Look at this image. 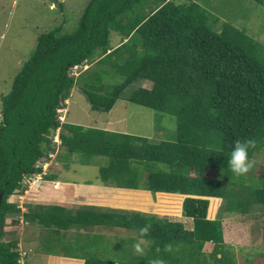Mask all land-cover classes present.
Here are the masks:
<instances>
[{
	"label": "trees",
	"instance_id": "trees-1",
	"mask_svg": "<svg viewBox=\"0 0 264 264\" xmlns=\"http://www.w3.org/2000/svg\"><path fill=\"white\" fill-rule=\"evenodd\" d=\"M216 26L217 18L192 0H90L75 31L63 34L57 27L39 36L10 91L0 97V264H19L21 214L24 223L47 229L40 239L44 252L54 244L62 247L64 232L133 230L141 239L138 229L150 224L143 237L149 250L122 263L163 258L167 264H237L229 257L233 252L225 243L222 217L232 212L245 217L251 205L264 206V45L229 22L220 31ZM112 31L120 35L115 49ZM88 63L94 64L84 74H73ZM111 74L123 81L110 84ZM137 81L149 87L135 89L127 100L176 116V141L60 121L59 110L77 86L93 111L108 113ZM58 129L60 143L54 141ZM246 139L254 141L252 167L234 175L228 156L237 140ZM258 153L262 162L255 158ZM52 154L66 161L77 154L84 165L107 158L98 172L104 186L187 196L182 215L192 219V229L136 210L30 205L22 213L9 198L28 190L25 181L41 174L42 162ZM209 198L222 200L220 218L208 217ZM99 235L86 236L77 246L80 255L72 256L84 264L118 263L117 257L95 256L104 254ZM112 239L119 248L121 239L115 234ZM207 243L213 244L210 253L204 252ZM166 244L172 249L165 250Z\"/></svg>",
	"mask_w": 264,
	"mask_h": 264
},
{
	"label": "rangeland",
	"instance_id": "rangeland-1",
	"mask_svg": "<svg viewBox=\"0 0 264 264\" xmlns=\"http://www.w3.org/2000/svg\"><path fill=\"white\" fill-rule=\"evenodd\" d=\"M58 1L59 3L54 5L49 0H0V97L6 95L10 91L14 78L20 72L23 64L33 55L39 36L57 27H62L63 34H69L75 31L80 17L90 0ZM180 1L184 2L187 0ZM192 1L202 5L211 15L217 18L216 29L218 31L221 30V25L223 23L229 22L239 29L246 30L251 37L264 45V5L257 4L252 0ZM225 1L226 5L221 6L220 3L224 4ZM120 43L119 33L112 31L110 35V44L112 48L115 49L119 47ZM87 65L88 66L84 65L74 69L73 74L76 77L84 74L88 68H91V63ZM109 80L110 84H118L123 81L118 74H111ZM139 87H149V83L137 81L127 87L120 100L117 102L114 113L109 115L107 113L93 111L85 94L82 93L77 86L73 89L70 101L67 100L65 107L59 110L60 120H62V122L92 128L96 127V124L100 125L104 121H107L108 116H112L111 119H114L117 117L122 118L126 114L127 120L115 127L127 129L131 133L139 132L142 136L155 139L156 141H176V116L169 114L160 115L150 109L130 103L127 100L131 93ZM125 106L127 107V112L124 109ZM142 112L143 114L140 115ZM150 117L154 118L152 126H150ZM108 128H110V126H108ZM59 132L60 130L58 129L54 134V140L57 142L59 138H57L58 134L56 133ZM56 156V154H53V156L49 158L48 163L51 162V164L54 165L60 163L56 160ZM76 156L78 157L77 154H74V157H71L75 159L71 164H65V168L56 172L57 176L78 181L93 182L97 177L99 167L105 166L108 163L107 158L97 157L96 159H92L90 165H84L79 162ZM71 158L69 157V159ZM255 158L258 160L257 162H262L263 154L258 153ZM43 171H45V166ZM251 174L253 176H259L255 170H251ZM214 176H217V172L215 171ZM33 179L35 181H33ZM28 180H30V183ZM28 180L25 181V183L28 184V190L31 189L30 187L32 184H38L39 188V185L41 184V186H44L46 181L39 175ZM40 190H42V188ZM37 191L38 189H33L29 194L26 192L23 195L16 194L10 197L8 201L17 204L23 213L27 210L28 206H32V204L36 206L34 204L39 205L38 203L42 202L40 199V192L36 194ZM140 193L141 192H137L135 197L140 196L141 198L139 201L143 205L136 204L135 207L141 209L144 214H156L161 218H167L174 222H182L186 229H192V219L182 215L183 202L187 196L184 197L177 194L162 196L163 194L153 192H147V194ZM131 194L133 193H128V195H117L116 198L114 197L112 199L113 203H111V205L117 206L119 210H123L121 208L125 206L131 207V204L128 205L127 202L133 200V195ZM153 199L154 201H158L157 205L146 203V201L150 203L151 201L154 202ZM48 203H55V201ZM221 205L222 200L210 199L208 217L212 219L217 218L219 215L217 210L220 209ZM84 206H86V204ZM242 215L241 212H232V214H223L222 217V226L223 229H225V236H227L226 238L228 240H231V238L234 240L236 235H241L243 238L247 239L242 246L237 245L229 257H233L237 264H264V206L251 205L250 212L247 214L248 216L244 215L245 217H243ZM18 217L23 227L16 235L20 242L19 264H47V258H49L51 254L56 253L78 256L80 255V249L77 247L78 243L85 242L88 238L84 233L77 230H72L73 233L64 232L65 238L63 240V246L61 247L60 244H54L51 252H44L40 249V239L44 236L41 235L42 230L37 226H32L33 224L24 223L22 214ZM13 218V216L8 217L6 222L9 224ZM234 220L240 222L236 225ZM249 221H252L251 224ZM30 226L33 227V230L35 229L38 231H34L32 235L33 243L29 241L32 237L30 233L32 228H30ZM113 234L121 239L119 248H114L108 241L107 244L104 245L107 251L106 254H98L95 255L96 257L102 258L106 256L108 259L117 257L119 262L134 261L139 255L145 254L146 250L150 248V241L144 238L140 239L133 230H124L117 234L112 232V235ZM5 239L8 240V238ZM47 241L52 243L53 240ZM232 244L234 243L229 242L228 249L232 250L231 248L234 246ZM137 245L140 246L141 250H137ZM206 248L207 247H205V251H208ZM209 249L211 250V247ZM220 256L219 254L218 257Z\"/></svg>",
	"mask_w": 264,
	"mask_h": 264
},
{
	"label": "crops",
	"instance_id": "crops-1",
	"mask_svg": "<svg viewBox=\"0 0 264 264\" xmlns=\"http://www.w3.org/2000/svg\"><path fill=\"white\" fill-rule=\"evenodd\" d=\"M93 64L94 63H91L90 66H93ZM72 93H73V91H72ZM69 101H70V99H69ZM116 107L117 106L115 105V107L110 112H108L107 114L112 115L114 113V109ZM124 109L127 112L126 106ZM142 114H143V112L140 115H142ZM111 117L112 116H108V120L104 121L100 125L96 124L95 128L104 129V130L111 131V132H120V133H125V134H133V135L142 136V134H140L139 132H132L131 133L127 129H120L119 127H115L119 124H122L121 122H125L127 120L126 114L122 118L117 117V118L111 119ZM153 123H154V118L150 117V126H152ZM97 125H99V126H97ZM102 125H103V127H102ZM108 126H110V128H108ZM57 157H58V155L55 158L60 163L54 165V164H51V162L48 163V161H49V159H48L47 164L45 166V171H42V173L39 174V176H42V178H44L46 180L44 186H41V184L39 185V188L40 189L42 188V190H40L38 188V184L34 183L31 185V187H30L31 189L26 191V193L29 194L31 192V190L38 189L36 194H39V192H40V195H41L40 199L42 200V202L38 203L39 205H42V206H61V207H68V208H72L73 206L80 205L83 207H97V209H99V208L118 209L117 206L111 205V203H113L112 199L114 197L116 198L117 195H119V194L128 195V193H133V194H131V195H133V197H132L133 200L127 201L128 205L131 204V207L125 206L124 208L122 207L121 209L141 211V209H138L137 207H135L136 204L143 205L139 201L141 197L140 196L135 197V195L137 192H141L140 194H147V192H150V191L123 189V188L104 186V185L99 183L98 173H97V177H96L95 181H93V182L92 181H78L75 179L59 177V176H57L56 172L60 171V169H62V168H65V164H71L72 161L60 160V159H64L63 157H59L60 159L58 158L59 159L58 160ZM99 169H100V167H99ZM99 169H98V172H99ZM37 176L38 175L34 176V178ZM46 176H51L52 180H48L46 178ZM28 181L30 183V180H28ZM33 181H35V180L33 179ZM169 195H171V194H169ZM210 199H215V198H209V200ZM216 200H219V199H216ZM51 201H55V203L49 204L48 202H51ZM85 204H86V206H84ZM34 205H37V204H34ZM87 205H92V206H87ZM32 206H33V204H32ZM114 207H116V208H114ZM217 212H218V210H217ZM210 219H212V218H210ZM234 222L237 225L238 222H240V221L234 220ZM251 222L252 221H249L250 224H251ZM30 225H32V224H30ZM32 226L35 227V225H32ZM32 226H30V228H32V231L30 232L31 236L34 234V231L38 232L35 229L33 230ZM41 230H42V233L39 230L41 235H44L43 232H47V229L43 228ZM223 230H224L225 243L228 246H229V242L234 243V244H232V245H234V246H232L233 248H231L232 251L235 247H237V245L242 246L247 240V239L243 238V236H241V235H236L234 240H233V238H231V240H228L226 238L227 236H225V229H223ZM71 233H73V232H71ZM82 233H84L85 236H92V235H99V234H100L99 236L103 235L104 236V242H103V244H101V248H103L104 255L107 252L106 247L104 245L107 244L108 241L113 245L112 232H110V233L109 232L108 233L107 232L99 233V232H96V230L94 229V230H88V231H85ZM107 237H108V240H107ZM29 241H31L33 243V236L31 237V239ZM205 247H207L206 249H208V251H205ZM210 247H211V250L209 249ZM96 249L97 248L95 247V251H96ZM212 249H213L212 243L205 244V246H204V252L205 253L206 252L207 253L212 252ZM100 252H102V251H100ZM46 263L47 264H84L85 261L81 258H77V257H74L72 255H66L64 253H56V254H51L50 257L47 258ZM116 264H126V263L118 262Z\"/></svg>",
	"mask_w": 264,
	"mask_h": 264
},
{
	"label": "clouds",
	"instance_id": "clouds-1",
	"mask_svg": "<svg viewBox=\"0 0 264 264\" xmlns=\"http://www.w3.org/2000/svg\"><path fill=\"white\" fill-rule=\"evenodd\" d=\"M85 66H87V65H85ZM79 67H81V66H77V68H79ZM56 134H58L57 138H59V133H56ZM55 142H57V141H55ZM57 143H60V139ZM253 143H254V141L247 140V139L246 140H237L234 143V146L232 147L230 154L228 156V160H227L228 167L230 168L231 172L234 175L244 174V173L248 172L249 169L252 167V161L249 159V148L252 146ZM52 156H53V154L50 157H52ZM47 161H48V159L45 160L44 162H42V169L43 170H44V166H46V164H47ZM150 228H151L150 224H145L138 229L141 238H143L145 234L149 233ZM136 247H137L138 251L141 250L139 245H137ZM171 249H172L171 244L165 245V250H171ZM149 264H167V262L163 258H155V259L150 260Z\"/></svg>",
	"mask_w": 264,
	"mask_h": 264
},
{
	"label": "water",
	"instance_id": "water-1",
	"mask_svg": "<svg viewBox=\"0 0 264 264\" xmlns=\"http://www.w3.org/2000/svg\"><path fill=\"white\" fill-rule=\"evenodd\" d=\"M52 4L57 5L59 3L58 0H49Z\"/></svg>",
	"mask_w": 264,
	"mask_h": 264
},
{
	"label": "built area",
	"instance_id": "built-area-1",
	"mask_svg": "<svg viewBox=\"0 0 264 264\" xmlns=\"http://www.w3.org/2000/svg\"><path fill=\"white\" fill-rule=\"evenodd\" d=\"M74 69H77V67H75ZM60 110H62V109H60ZM60 112V111H59ZM62 121V120H61Z\"/></svg>",
	"mask_w": 264,
	"mask_h": 264
}]
</instances>
